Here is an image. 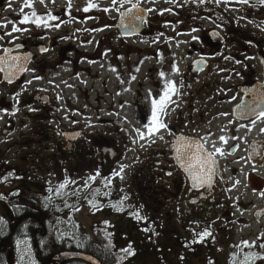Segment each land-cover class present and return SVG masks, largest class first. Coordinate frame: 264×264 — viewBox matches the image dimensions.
Returning a JSON list of instances; mask_svg holds the SVG:
<instances>
[{
  "label": "flooded vegetation",
  "instance_id": "af4514ba",
  "mask_svg": "<svg viewBox=\"0 0 264 264\" xmlns=\"http://www.w3.org/2000/svg\"><path fill=\"white\" fill-rule=\"evenodd\" d=\"M210 1L0 0V90L8 91L0 110L9 113L7 120L0 116V138L13 135L17 115L16 157L31 170L16 172L51 174L52 185L28 189L42 195L51 186L65 218L87 210L93 243L114 244L123 236L126 191L140 217L164 223L174 237L178 228L207 220L210 239L227 243L232 258L239 253L229 264L248 255L233 244L237 216L264 222V117L258 115L264 111V4L249 3L248 17L256 19L242 33L219 20ZM89 3L96 7L84 11ZM24 16L28 23H21ZM37 18L47 26L33 23ZM145 51L153 65L132 82ZM119 71L111 87L109 74ZM149 80L154 91L146 96ZM153 101L166 127L149 135ZM127 105L128 120L119 112ZM184 142H192L190 155L212 154L211 173L195 169L202 181L193 182L176 159Z\"/></svg>",
  "mask_w": 264,
  "mask_h": 264
},
{
  "label": "rangeland",
  "instance_id": "374dc122",
  "mask_svg": "<svg viewBox=\"0 0 264 264\" xmlns=\"http://www.w3.org/2000/svg\"><path fill=\"white\" fill-rule=\"evenodd\" d=\"M255 0H248V3H239L238 0H220L217 3V0L210 1L213 3L215 9L220 10V15H217L218 19L223 21L224 24L227 22L229 25H232L236 28L237 32H244L250 25V20H255L256 16L253 15L248 17V11L253 9L250 7V2ZM254 3V2H253ZM143 48V43L141 44ZM150 52H143L140 57H145L146 54ZM153 65V61L142 60L140 66L134 67V76L132 82L138 79L139 76L146 77L147 69L149 66ZM159 65H162V62L157 65L155 70L159 69ZM119 72H111L109 74L111 81V87L115 85V78H120ZM107 73L103 71V76H106ZM118 75V76H117ZM126 75V80H127ZM150 78V77H149ZM153 78L160 80L158 73L153 75ZM164 78V77H163ZM161 78V83L164 84V80ZM144 82V81H143ZM142 82V83H143ZM146 82V81H145ZM143 94L150 96L154 91L151 87L150 80L145 83ZM91 81L88 82L90 84ZM150 85V86H148ZM5 90V89H4ZM8 91L0 90V97L6 96ZM124 98L127 100H132L133 92L130 91V94L126 91L124 92ZM120 117L124 116L127 120L132 114L131 105L125 108H121ZM1 114L5 119H9V113L7 111L0 110ZM14 121L16 123V129L13 135L9 137L0 138V196L3 198L0 199V214L4 213L8 221L11 219L10 210L8 207V201L10 197H13L16 194L24 193H40V190H31L28 189L27 184L38 185L41 184H50L53 183V177L51 174L45 172H29L28 176L21 175L18 171H30L31 168L27 169V161H19L16 157V147L15 142L20 140L22 135L21 122L19 117L16 115ZM3 121L4 122H6ZM52 190V187L45 186L44 191L49 192ZM53 196L59 197L58 193L51 191ZM57 195V196H56ZM126 197V199H125ZM247 201H251V198L248 197ZM56 202V201H55ZM124 213L125 220L123 223L124 234L119 241H115L113 244L114 249L118 252V262L119 264H229V261H235L238 258H232L228 255L227 251L224 249L227 248L228 244L222 241L211 240L210 237L202 236L204 232H209L206 228L208 226L207 220H201V227H194L189 225L185 230L178 228L179 236L171 233L166 228L164 223H155L149 221L143 217L137 219L133 213H137L136 209H133L134 197L133 194L129 191L124 193ZM6 206H4V205ZM58 205V204H57ZM237 214H240L241 209L237 206ZM71 223H76L78 229L82 234H86L91 222L88 219V211L85 209L79 210L77 214L71 213L70 216ZM241 216H237L238 224L234 228V235L236 239H233L236 250L239 252L245 246V250L248 255L245 257L241 264H245L246 258L248 257H257L248 260V264H264V259L258 257H264V247L259 245L264 243V222L262 223H252L246 220L239 221ZM233 225L230 226L232 230ZM111 229V228H110ZM257 237H260L258 240ZM245 239V240H243ZM247 241L248 245H252L255 241V246H246L243 242ZM230 243V242H229ZM232 247L234 248V245ZM244 245V246H243ZM131 246L133 251L132 255L126 254L122 249H126ZM220 250V251H219ZM229 250V249H228ZM16 251V253H15ZM14 251L12 247L11 261L12 264H36L31 253L29 251V246L25 243H18L17 249ZM217 251L218 253H214ZM250 251L252 254L250 255ZM262 253V254H261Z\"/></svg>",
  "mask_w": 264,
  "mask_h": 264
},
{
  "label": "trees",
  "instance_id": "16d2710c",
  "mask_svg": "<svg viewBox=\"0 0 264 264\" xmlns=\"http://www.w3.org/2000/svg\"><path fill=\"white\" fill-rule=\"evenodd\" d=\"M51 191L42 195L21 192L9 198L11 219L8 221L5 212L0 214V264H12V247L25 238L31 243L36 264H89L78 259L57 263L54 256L63 251L91 254L101 264H119L113 243H93L82 234L76 223L62 216L65 210L57 205Z\"/></svg>",
  "mask_w": 264,
  "mask_h": 264
},
{
  "label": "snow or ice",
  "instance_id": "6c2138e0",
  "mask_svg": "<svg viewBox=\"0 0 264 264\" xmlns=\"http://www.w3.org/2000/svg\"><path fill=\"white\" fill-rule=\"evenodd\" d=\"M41 2L43 3V0H41ZM118 0H112L113 5L117 4ZM120 3H123L124 0H119ZM204 0H200V3H203ZM220 0H217V3H219ZM239 3H248V0H238ZM261 4H264V0H260ZM26 6L31 7V4L28 3L26 4ZM96 7V5L89 3L83 10L84 11H88L90 8ZM133 7H135V5H133ZM109 9H104V11H108ZM129 11H131V9H129ZM149 11H151V9H149ZM33 16H35V13H33ZM51 19H56V17L52 16ZM136 19H141V17H136ZM29 22V18L27 16H24L23 20L21 21V23H28ZM33 23H36L37 26H39L41 23H44L45 26H47V22L41 21L39 18H37L35 21H32ZM56 27H59V25H56ZM18 30H23V29H18L17 27H13L12 31H18ZM196 29H193V31H195ZM2 38V37H0ZM193 39H196V37H193ZM42 52L47 51V49L42 48L41 49ZM173 70L176 71L177 69H175V66H173ZM161 75H163L161 73ZM40 77H36V79H39ZM167 90L168 91H173L174 92V86L171 84V82H169V84L167 85ZM168 91L165 92V94L161 97L160 100V104H159V109L161 111H163L164 107H166L165 105V100L168 99ZM259 117H264V111L259 112ZM254 123V121H253ZM152 127H149V135L154 134L155 132H157L160 128H165L166 125H164L163 123L158 122L157 120V103L156 101H153V113H152ZM261 132L264 133V129H261ZM140 138L144 139V133H139ZM162 138V137H161ZM221 139H223V137H221ZM181 140H183V138H181ZM191 144L192 142H184L181 144V147L186 149V151L181 154V150L180 148L177 149V156L176 159L178 162H180L181 166L184 168V170L186 172H188L191 176V179L193 180V182H196L197 180H201L203 179L202 175H198L195 172L196 168L200 169V173H211L212 168L211 165L215 163V161L212 159V154H206L203 158H201V156L199 154H195V155H190L189 151L191 148ZM202 151V145H197V153ZM217 152H220V149H216ZM207 166V167H205ZM121 171H123V166H121ZM116 175H119V173H115ZM168 175H171V173H168ZM90 179H95V177H90ZM210 179V176H209ZM65 187L64 184L60 185V188ZM262 195H264V193H262ZM3 197L0 196V199H2ZM126 199V197H125ZM117 210H120L119 208ZM133 215L136 216L137 219H141L139 213H133ZM0 223H2V221H0ZM210 235V233L208 232H204L202 234V236H207ZM257 239L259 240L260 237H257ZM246 246H255V241L253 242L252 245H248V242L245 241L243 242ZM260 247H264V243L259 245ZM122 251H124L126 254L128 255H132L133 251L131 249V246H129L126 249H122ZM253 258H257V257H248L246 258L245 264H248V260L253 259ZM260 259H264V257H258ZM88 259H92L91 257H89ZM92 264H96L95 261L92 262Z\"/></svg>",
  "mask_w": 264,
  "mask_h": 264
},
{
  "label": "water",
  "instance_id": "95a60500",
  "mask_svg": "<svg viewBox=\"0 0 264 264\" xmlns=\"http://www.w3.org/2000/svg\"><path fill=\"white\" fill-rule=\"evenodd\" d=\"M54 257L57 263L70 260V259H78V260L85 261L89 264H92L93 261H95L96 264H101L100 261L93 255L87 254V253L75 252V251H63L55 255ZM89 257H91L92 259L91 260L88 259Z\"/></svg>",
  "mask_w": 264,
  "mask_h": 264
},
{
  "label": "bare ground",
  "instance_id": "6f19581e",
  "mask_svg": "<svg viewBox=\"0 0 264 264\" xmlns=\"http://www.w3.org/2000/svg\"><path fill=\"white\" fill-rule=\"evenodd\" d=\"M152 58H153V54L150 53L146 54V60H150Z\"/></svg>",
  "mask_w": 264,
  "mask_h": 264
}]
</instances>
